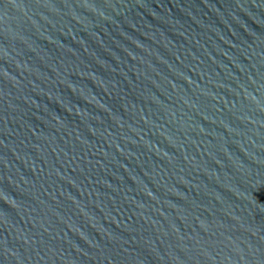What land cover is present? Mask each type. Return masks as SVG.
Instances as JSON below:
<instances>
[{"label":"water","instance_id":"water-1","mask_svg":"<svg viewBox=\"0 0 264 264\" xmlns=\"http://www.w3.org/2000/svg\"><path fill=\"white\" fill-rule=\"evenodd\" d=\"M0 264H264V0H0Z\"/></svg>","mask_w":264,"mask_h":264}]
</instances>
